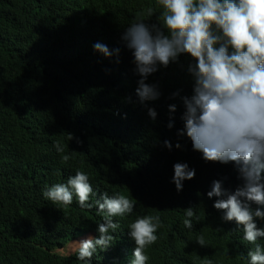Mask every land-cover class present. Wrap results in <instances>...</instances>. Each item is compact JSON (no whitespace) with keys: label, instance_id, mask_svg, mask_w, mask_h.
Returning <instances> with one entry per match:
<instances>
[{"label":"trees","instance_id":"16d2710c","mask_svg":"<svg viewBox=\"0 0 264 264\" xmlns=\"http://www.w3.org/2000/svg\"><path fill=\"white\" fill-rule=\"evenodd\" d=\"M162 12L157 0H0V264H83L59 249L90 232L99 236L103 214L80 208L75 194L69 206L44 196L77 171L89 177V202L104 193L136 201L130 215L112 218L120 225L110 232L113 245L98 248L91 264H130L136 245L129 226L143 216L161 223L157 242L145 250L147 264H241L242 227L224 221L213 207L218 198L207 197L213 181L228 191L242 185L236 166L205 161L186 134L178 135L181 98L193 90L191 57L182 54L148 77L161 93L147 105L155 120L136 96L140 77L121 36L141 21L163 27ZM96 43L118 48L119 56L105 58ZM176 163L195 170L179 193ZM189 207L192 229L183 223ZM256 223L264 228V220ZM201 235L205 247L197 243Z\"/></svg>","mask_w":264,"mask_h":264},{"label":"clouds","instance_id":"9594fccd","mask_svg":"<svg viewBox=\"0 0 264 264\" xmlns=\"http://www.w3.org/2000/svg\"><path fill=\"white\" fill-rule=\"evenodd\" d=\"M163 9L159 17L163 27L145 22L133 23L121 40L134 57L135 71L139 75L136 96L141 105L160 98L155 84L146 83L160 66L168 67L182 54L191 57L188 73L193 80L192 95L182 97L185 108L182 119L184 129L178 133L191 140L193 150L202 153L208 162L233 163L243 181L235 191L226 190L221 181H213L207 192L209 199L217 197L213 207L223 212L226 222L235 221L241 226L246 240L241 264H264V228H258L256 220H264V0H157ZM149 16L152 10L149 9ZM94 50L105 58L119 49L110 51L102 44H94ZM118 62V60H117ZM179 93H174L173 98ZM176 105L169 112H176ZM148 115L155 120L154 108L147 107ZM172 117L170 116V120ZM169 128L173 127L170 122ZM70 139H73L69 135ZM171 149L169 141L164 142ZM58 153L64 147L57 142ZM177 148L181 145L177 143ZM71 157L64 155L63 161ZM172 182L177 192L183 190V182L195 177V170L185 163H176ZM73 194L82 209L97 207L104 222L98 224L99 236L90 232L72 242L69 248L77 253L83 264H91L97 249L107 250L113 245L119 227L113 217L130 215L135 199L122 194L111 197L104 193L94 204L89 177L77 171L66 184L57 183L44 192L53 203L69 206ZM254 206H257L253 208ZM184 226L193 228V208L184 209ZM130 237L135 242L130 264H147L148 246L158 240L161 227L158 216L138 217L130 224ZM98 237V238H97ZM78 241V240H77ZM201 247L206 246L203 235L197 238ZM59 251H64L59 249ZM129 255V256H130ZM208 264H214L209 262Z\"/></svg>","mask_w":264,"mask_h":264},{"label":"rangeland","instance_id":"374dc122","mask_svg":"<svg viewBox=\"0 0 264 264\" xmlns=\"http://www.w3.org/2000/svg\"><path fill=\"white\" fill-rule=\"evenodd\" d=\"M79 241H82V239L81 240H78V241H76V242H79ZM63 253H66V254H72V253H75V252H72L71 251V249L69 248V247H67L64 251H62Z\"/></svg>","mask_w":264,"mask_h":264},{"label":"bare ground","instance_id":"6f19581e","mask_svg":"<svg viewBox=\"0 0 264 264\" xmlns=\"http://www.w3.org/2000/svg\"><path fill=\"white\" fill-rule=\"evenodd\" d=\"M45 147H46V146H45ZM48 149H49V148H47V150H46V151H48Z\"/></svg>","mask_w":264,"mask_h":264}]
</instances>
